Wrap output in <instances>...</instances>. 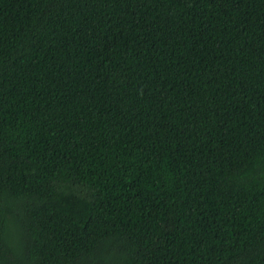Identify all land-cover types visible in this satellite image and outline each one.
Returning <instances> with one entry per match:
<instances>
[{"label": "trees", "instance_id": "trees-1", "mask_svg": "<svg viewBox=\"0 0 264 264\" xmlns=\"http://www.w3.org/2000/svg\"><path fill=\"white\" fill-rule=\"evenodd\" d=\"M0 264H264V0H0Z\"/></svg>", "mask_w": 264, "mask_h": 264}]
</instances>
